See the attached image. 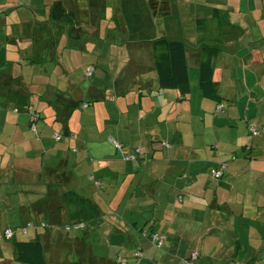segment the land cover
<instances>
[{
  "label": "crops",
  "instance_id": "0c3cea01",
  "mask_svg": "<svg viewBox=\"0 0 264 264\" xmlns=\"http://www.w3.org/2000/svg\"><path fill=\"white\" fill-rule=\"evenodd\" d=\"M124 1L0 0V235L14 231L0 264H23L13 242L34 241L50 264H264V131L247 137L264 126V0ZM159 38L187 47L186 94L160 86L151 45L138 42ZM202 45L219 49L214 98L199 89ZM229 139L243 157L234 147L222 158ZM218 163L227 172L213 183ZM87 225L126 235L124 256L109 245L94 255L78 236Z\"/></svg>",
  "mask_w": 264,
  "mask_h": 264
},
{
  "label": "trees",
  "instance_id": "16d2710c",
  "mask_svg": "<svg viewBox=\"0 0 264 264\" xmlns=\"http://www.w3.org/2000/svg\"><path fill=\"white\" fill-rule=\"evenodd\" d=\"M141 1L142 0H125L124 4L132 3V2H141ZM128 15L126 14V17H125L126 25H127L126 29H127V33L129 34V37L133 38L137 36V34L139 33V29H136L137 19L136 18L130 19L128 18ZM138 42L140 43L145 42L151 45V48L153 51V58H154V67L157 72L159 84L162 88L177 90L179 94H186L187 92H189L188 66L186 63L187 47L185 44H183L182 42L176 41V40H171V39H166V38L150 39L148 41L139 40ZM199 48L202 53V59L197 69L199 89L202 92V95L206 97L214 98L217 95L213 87V81H212L213 67L211 64H212V60L214 59V57L218 54L219 49L215 46L208 47V46H203V45L200 46ZM91 69L93 70V68ZM90 76H86L85 74V78H88ZM219 106L222 107L221 108L222 110L223 105L219 104L218 107ZM221 110H217V111L219 112ZM262 128L263 129H261V131L258 129H254V130L258 131L260 134V132L264 131V126ZM71 138L73 137L71 136ZM112 143L113 144L116 143L117 145H119L118 150L121 149V145L118 142L113 140ZM162 145H166V144H162ZM141 154H142L141 151H138L137 155L135 154L127 155L126 157L124 156L123 159L125 161L134 160L135 158H138L139 155ZM221 164L225 165L227 168V164L218 163L217 167H214L211 170L219 169L221 167ZM226 168L222 169V174ZM210 172H209V175L211 176ZM81 201L83 204L90 206L91 210L92 209L95 210L92 203L89 200L81 199ZM82 208L84 209V207ZM89 214L94 215L92 211L87 214L88 217H91L89 216ZM78 224H82V222L78 221V222L66 224L64 225V230L68 231L65 229L66 226H70L72 229L73 225H78ZM45 225H46L45 228H47L48 225L47 224ZM83 227L84 226L76 228V229H82ZM76 229H73V230H76ZM150 235H148L149 240L151 239ZM152 246L156 248V246H154L153 244ZM13 250L15 253L16 260L20 263L50 264L46 262V260L44 259L43 246L41 245L40 242H37V241L13 242ZM120 264H123V263H120Z\"/></svg>",
  "mask_w": 264,
  "mask_h": 264
},
{
  "label": "rangeland",
  "instance_id": "374dc122",
  "mask_svg": "<svg viewBox=\"0 0 264 264\" xmlns=\"http://www.w3.org/2000/svg\"><path fill=\"white\" fill-rule=\"evenodd\" d=\"M243 76V77H242ZM241 82H243V83H245V81H246V77H245V74H243V75H241ZM85 80V79H84ZM249 84V83H248ZM246 91H248V90H246ZM209 113H210V117H212L213 118V116H218V115H216V114H214L213 112H211V110H209ZM235 119H233V121H234ZM236 123V124H235ZM241 124L242 123H238L237 122V120H236V122H234V124H233V127L231 128V130H232V132H236V130L237 129H239V126H241ZM235 127H237V128H235ZM217 130L214 128V132H215V137L211 134L210 135V141L208 142V146L207 147H209V146H211V145H215V141L217 140V132H216ZM249 131V135H247V137L249 136V137H251V138H258L260 135H257V136H254V135H252L251 133H250V130H248ZM240 132V134H241V136L242 137H244V136H246V134L244 135V133H242V131H239ZM201 136L200 137H197V140H196V145H199V142L198 141H200L201 140ZM251 140V139H250ZM231 140L229 139V142H230ZM114 145V144H113ZM201 145V144H200ZM234 147H236L237 148V155L239 156V158L240 157H243V155H245L244 153H242L240 150H241V144H240V142H238V143H236L235 142V139H233L232 140V142H230V143H228V147H226L225 145H222V146H220V148H219V151L218 152H220L221 154L220 155H222V158H224V159H226V157H228L229 158V156H227V155H229V152H230V150H233V148ZM117 151H121V149H116ZM207 150H209V152H212L210 149H207ZM241 152V153H240ZM226 153H227V155H226ZM229 161H230V159H229ZM227 170V169H226ZM226 170H224L225 172H227ZM91 176L89 175V180L90 181H92L93 182V184H95L96 186L98 185L97 184V180H92L91 178H90ZM211 177V176H210ZM211 179H213V183H215L214 182V180H216V179H214V178H212L211 177ZM83 184H84V186H83V188H82V190H83V196H86V197H91V195H92V193L94 194L95 193V188L93 187V185L90 183V182H88L87 180H85V178L83 179ZM150 183L151 182H149L148 183V186L150 187ZM101 203V202H100ZM102 204V203H101ZM103 206H104V208L105 207H107V202H104V204H102ZM103 208V207H102ZM123 210V205H122V207L119 209V213L120 214H122V211ZM108 217V216H107ZM127 219H131L130 218V216L128 215V214H126V218L124 219V220H127ZM103 220H107V218H104ZM113 220L114 221H116V222H119V220L118 219H115V218H113ZM85 224H87V223H85ZM116 225H115V228H119L120 230H121V226L119 227V225H120V223H115ZM120 233V232H119ZM115 234V233H113V234H110L109 232H106V233H104V234H102V233H97V234H92L91 232H90V230H89V227H88V225H87V229H85V230H81V231H79L78 232V236H79V238H84L85 237V235H89V236H91V237H89V238H86V239H84L85 241H86V243H87V245H88V249H90L91 251H93V253H94V255H95V253H103L104 251L106 252L107 251V249H106V246L107 245H109V246H113L114 247V250H113V254H110V255H114V257L115 256H117V255H119V256H124L123 255V253H124V250L126 249V247H124V249L121 247V246H127V237H126V235H124V234ZM74 234V233H73ZM76 234V233H75ZM94 235V236H93ZM26 236V235H25ZM97 243H99V245H101V244H103V246H97ZM90 246H92V247H90ZM127 250H129V249H127ZM195 254V252H193L192 254H191V260H195V257L193 256ZM74 257V256H73ZM84 257H86V254L84 253ZM74 260H77V257L75 256L74 257Z\"/></svg>",
  "mask_w": 264,
  "mask_h": 264
},
{
  "label": "built area",
  "instance_id": "2783aa9c",
  "mask_svg": "<svg viewBox=\"0 0 264 264\" xmlns=\"http://www.w3.org/2000/svg\"><path fill=\"white\" fill-rule=\"evenodd\" d=\"M93 70L91 68H88L86 71H85V74L86 76H90L92 74ZM221 106H219L217 108V110H221ZM263 129V128H262ZM250 133L254 136L258 135L259 132L254 130V129H250ZM57 140L59 139L58 136L55 137ZM115 148H119V145H117L116 143L114 144ZM129 159V158H127ZM226 168L225 165L221 164V167L219 169H214V170H211L210 174H211V177L218 180L221 178L222 176V169ZM83 225L82 224H78V225H73V228L72 229H76V228H79V227H82ZM34 225L31 223V224H26L23 228H19L17 229L18 232H21V233H24L26 232L27 229H31L33 228ZM40 227L41 228H45L46 225L41 223L40 224ZM66 230H70L71 227L70 226H66L65 227ZM14 236V231L8 229V230H5L1 235H0V242L2 241H10ZM150 240L152 242V244L156 247H161L162 245V240H161V237H159L157 234H151L150 235ZM195 257V254L193 255ZM136 257H141V254L140 253H137L136 254ZM118 262L120 263H123L124 260H121V259H118Z\"/></svg>",
  "mask_w": 264,
  "mask_h": 264
}]
</instances>
